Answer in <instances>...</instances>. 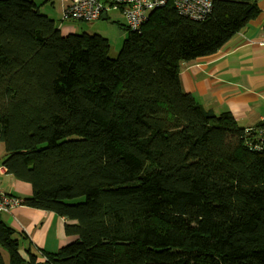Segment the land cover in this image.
<instances>
[{"label":"trees","instance_id":"1","mask_svg":"<svg viewBox=\"0 0 264 264\" xmlns=\"http://www.w3.org/2000/svg\"><path fill=\"white\" fill-rule=\"evenodd\" d=\"M211 2L201 21L157 8L111 58L99 34L65 36L34 1L0 0L2 165L31 185L23 205L74 238L28 264H264V123L205 109L180 77L260 9ZM20 235L0 216V264L26 262Z\"/></svg>","mask_w":264,"mask_h":264},{"label":"crops","instance_id":"2","mask_svg":"<svg viewBox=\"0 0 264 264\" xmlns=\"http://www.w3.org/2000/svg\"><path fill=\"white\" fill-rule=\"evenodd\" d=\"M32 1L45 9L43 13L49 17L52 10L59 17L63 14L59 21H65L68 0ZM256 1L259 16L217 54L183 63L180 67L181 82L187 93L217 115L230 112L248 131L264 123V0ZM61 26L67 27L61 29L65 36L78 33L75 26ZM4 156V146L0 144V189L21 199L30 197L31 185L16 180L6 172L2 165ZM4 218L21 234L20 252L26 262L27 250L38 255L41 252L55 253L74 241L65 234L68 221L52 212L23 205L12 209ZM39 261L43 259L39 258Z\"/></svg>","mask_w":264,"mask_h":264},{"label":"built area","instance_id":"3","mask_svg":"<svg viewBox=\"0 0 264 264\" xmlns=\"http://www.w3.org/2000/svg\"><path fill=\"white\" fill-rule=\"evenodd\" d=\"M64 20L74 19L84 22H96L103 15L108 17L111 10L121 11L131 31H140L149 19L151 12L172 2L179 14L192 20L207 18L212 10L211 0H68ZM67 27H61L66 29ZM23 206V200L0 189V216L12 209Z\"/></svg>","mask_w":264,"mask_h":264},{"label":"rangeland","instance_id":"4","mask_svg":"<svg viewBox=\"0 0 264 264\" xmlns=\"http://www.w3.org/2000/svg\"><path fill=\"white\" fill-rule=\"evenodd\" d=\"M41 11L45 12V9H41ZM50 16L57 22V25L59 26L60 29L62 27L61 25L69 24L73 27L75 26L76 31H78L79 34L82 33L99 34L100 36L106 38L109 42V56L111 58H116L119 55L123 47L124 41L128 36L127 29L125 28L127 26L126 20L123 14L117 10H111L108 13L109 16L108 20L101 19L96 22H84V21H77L74 19H67L64 22L62 21L60 22L59 20L60 18H62L63 14L61 15V17H59L60 15L58 13H55L54 10L50 12ZM175 128H177V125L167 124V129H175ZM4 219L7 220L6 218ZM5 259L8 264L9 260L7 254H5Z\"/></svg>","mask_w":264,"mask_h":264},{"label":"water","instance_id":"5","mask_svg":"<svg viewBox=\"0 0 264 264\" xmlns=\"http://www.w3.org/2000/svg\"><path fill=\"white\" fill-rule=\"evenodd\" d=\"M106 19H107L106 15H103L102 20H106ZM23 264H28V263L24 262Z\"/></svg>","mask_w":264,"mask_h":264}]
</instances>
